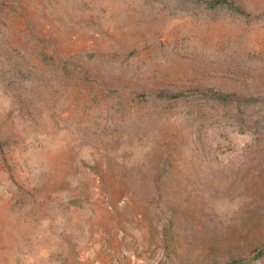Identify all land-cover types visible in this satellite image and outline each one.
Listing matches in <instances>:
<instances>
[{
  "label": "rangeland",
  "instance_id": "obj_1",
  "mask_svg": "<svg viewBox=\"0 0 264 264\" xmlns=\"http://www.w3.org/2000/svg\"><path fill=\"white\" fill-rule=\"evenodd\" d=\"M0 264H264V0H0Z\"/></svg>",
  "mask_w": 264,
  "mask_h": 264
}]
</instances>
